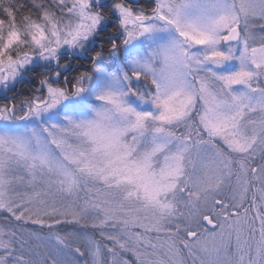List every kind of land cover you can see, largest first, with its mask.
Segmentation results:
<instances>
[{
	"label": "snow or ice",
	"instance_id": "obj_1",
	"mask_svg": "<svg viewBox=\"0 0 264 264\" xmlns=\"http://www.w3.org/2000/svg\"><path fill=\"white\" fill-rule=\"evenodd\" d=\"M0 264H264V0H0Z\"/></svg>",
	"mask_w": 264,
	"mask_h": 264
}]
</instances>
